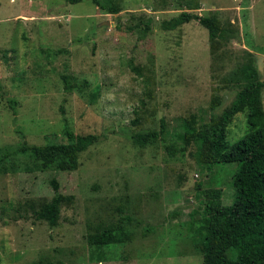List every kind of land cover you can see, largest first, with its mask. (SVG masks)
I'll list each match as a JSON object with an SVG mask.
<instances>
[{
	"label": "rangeland",
	"instance_id": "374dc122",
	"mask_svg": "<svg viewBox=\"0 0 264 264\" xmlns=\"http://www.w3.org/2000/svg\"><path fill=\"white\" fill-rule=\"evenodd\" d=\"M116 2L111 15L92 0H0V148L66 144L65 120L99 137L75 170L40 172L16 155L19 168L0 172V264H204V203L231 206L246 183L237 164L209 171L178 134L184 119L201 126L232 104L249 62L264 79V0ZM184 12L216 14L239 39L213 42L197 20L163 28ZM162 120L166 137L135 143ZM246 127V112L237 114L230 147ZM53 178L64 196L54 226L38 217ZM119 207L150 224L127 227L122 243L91 245L108 227L123 236Z\"/></svg>",
	"mask_w": 264,
	"mask_h": 264
},
{
	"label": "trees",
	"instance_id": "16d2710c",
	"mask_svg": "<svg viewBox=\"0 0 264 264\" xmlns=\"http://www.w3.org/2000/svg\"><path fill=\"white\" fill-rule=\"evenodd\" d=\"M69 4H79L86 0H63ZM107 14L117 15L121 12L116 0H92ZM197 20L209 32L211 41L238 40L239 33L231 32L219 25L218 17H201L184 12L162 26L165 30ZM241 89L236 99L219 116L212 115L207 123L198 125L196 116L182 121V132L179 139L187 146L194 145L200 161L207 164L212 171L215 165L237 164L238 172L246 177V183L237 189V199L231 206L204 203L202 221L204 223L198 247L204 258V264H264V109L262 92L264 79L261 80L257 67L253 62L239 69ZM11 108L16 112L17 102L10 100ZM214 107V106H213ZM246 112L247 127L245 135L232 147L227 142V128L234 117ZM66 144H48L44 146L30 145L26 141L17 146L0 148V172L8 173L19 166L12 161L16 155L29 158L40 172L50 170L66 172L75 170L79 156L98 142L97 135H77L68 121L65 120ZM166 122L162 120L160 130L136 133L135 143L146 146L167 136ZM54 196L43 205L39 219L49 224H57L61 213L64 196L56 178L50 179ZM120 226L123 236L114 233L113 228H105L102 232L90 237L91 245L100 249L105 245L122 243L129 239L125 233L127 227H139L149 220L135 219L125 209L118 208ZM176 218L175 212L170 214ZM169 216V217H170ZM194 217V214L191 215ZM163 219H168L164 217Z\"/></svg>",
	"mask_w": 264,
	"mask_h": 264
},
{
	"label": "water",
	"instance_id": "95a60500",
	"mask_svg": "<svg viewBox=\"0 0 264 264\" xmlns=\"http://www.w3.org/2000/svg\"><path fill=\"white\" fill-rule=\"evenodd\" d=\"M109 25H110L109 22H103V23L100 24V26H109Z\"/></svg>",
	"mask_w": 264,
	"mask_h": 264
}]
</instances>
